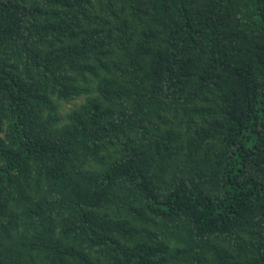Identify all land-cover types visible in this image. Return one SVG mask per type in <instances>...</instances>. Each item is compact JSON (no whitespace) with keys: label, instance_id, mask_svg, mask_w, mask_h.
Returning <instances> with one entry per match:
<instances>
[{"label":"trees","instance_id":"16d2710c","mask_svg":"<svg viewBox=\"0 0 264 264\" xmlns=\"http://www.w3.org/2000/svg\"><path fill=\"white\" fill-rule=\"evenodd\" d=\"M0 264H264V0H0Z\"/></svg>","mask_w":264,"mask_h":264},{"label":"rangeland","instance_id":"374dc122","mask_svg":"<svg viewBox=\"0 0 264 264\" xmlns=\"http://www.w3.org/2000/svg\"><path fill=\"white\" fill-rule=\"evenodd\" d=\"M82 101H83V99L79 98V99H77L75 101H72L70 103L64 104V106H63V112H66L68 109H70L74 105V103H80Z\"/></svg>","mask_w":264,"mask_h":264}]
</instances>
